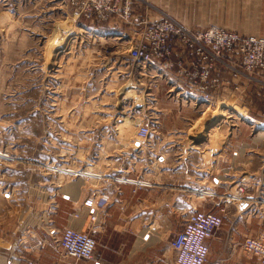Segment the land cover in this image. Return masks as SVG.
Segmentation results:
<instances>
[{"label":"rangeland","instance_id":"rangeland-1","mask_svg":"<svg viewBox=\"0 0 264 264\" xmlns=\"http://www.w3.org/2000/svg\"><path fill=\"white\" fill-rule=\"evenodd\" d=\"M129 2L128 18L98 22L76 16L70 0H0V152L11 158H0V196L18 226L57 244L66 228L86 233L60 230L63 218L52 217L60 185L149 181L123 186L136 192L135 236L158 238L146 244L151 259L174 264L171 241L194 208L219 212L231 250L247 256L232 244L264 231V90L255 114L242 88L199 112L166 102L159 84L132 75L129 49L136 23L175 17L158 0ZM142 125L147 140L137 136Z\"/></svg>","mask_w":264,"mask_h":264},{"label":"built area","instance_id":"built-area-1","mask_svg":"<svg viewBox=\"0 0 264 264\" xmlns=\"http://www.w3.org/2000/svg\"><path fill=\"white\" fill-rule=\"evenodd\" d=\"M70 3L76 16L98 22L116 14L128 18L130 11L129 0H70ZM135 25L137 38L129 49L132 74L154 83L164 81L168 100L199 112L206 106L211 108L229 91L252 84L264 85V37L241 36L217 27L192 31L167 15ZM140 133L147 140L151 130L143 126ZM242 193L243 188H239L233 199H240ZM108 201L105 196L100 205ZM223 224L224 217L214 210L190 211L171 242L175 264H209L208 241ZM59 246L66 257L77 261L95 256L96 241L90 234L67 229ZM241 246L246 254L264 264V240L247 238ZM211 264L224 263L217 258Z\"/></svg>","mask_w":264,"mask_h":264},{"label":"crops","instance_id":"crops-1","mask_svg":"<svg viewBox=\"0 0 264 264\" xmlns=\"http://www.w3.org/2000/svg\"><path fill=\"white\" fill-rule=\"evenodd\" d=\"M158 7L163 8L166 13L173 15L175 20L195 31L219 27L241 36L264 37V0H158ZM117 20L113 19L110 24H117ZM133 34L130 42H134L137 38V28ZM262 79L264 81V76ZM156 84L161 86L166 102L179 105L177 101L167 99V86L164 81L159 80ZM243 89L248 90L245 96L247 104L252 111L255 110L256 104L258 106L254 98L255 94L264 90V85L252 84L242 88V94ZM180 106L185 107L183 104ZM246 108L249 112V107ZM255 113L253 111V114ZM117 182L119 184H116ZM123 184L131 183L116 181L108 184L109 188L106 189L104 185H92L86 181L76 182L75 180L59 187L61 190L55 197L56 205L50 210L52 217L63 218L62 225L59 226L60 230L66 226H72L93 236L97 242L96 253L94 259L88 262H76L74 259L63 258L59 253L58 245L53 241L57 235L51 241L49 236H52L38 230L37 227L30 230L18 226L15 223L17 215L10 211L7 201H3L0 196V264H161L160 257L151 259L150 246L146 245L158 239L154 232L150 243L144 241L147 229L140 231L137 237L135 236V221L134 215L129 210V199L133 200L136 192ZM105 196L109 197V201L99 208L98 203ZM71 203L75 207L68 210ZM95 215L97 219L92 220ZM76 216L79 220L72 221ZM228 232H230L229 229L222 227L211 239L210 246L213 251L211 261L220 256L225 260L224 264H260L252 255L242 257L239 254L241 252L234 253L230 247L231 241L227 240ZM261 232L263 233L257 236H264V231ZM243 236V239L257 237L256 235ZM235 244L237 243H233L232 246ZM225 250L228 251L225 252ZM172 262L175 264L176 254L173 255Z\"/></svg>","mask_w":264,"mask_h":264},{"label":"bare ground","instance_id":"bare-ground-1","mask_svg":"<svg viewBox=\"0 0 264 264\" xmlns=\"http://www.w3.org/2000/svg\"><path fill=\"white\" fill-rule=\"evenodd\" d=\"M143 20H147V21H156V20H152V19H149V18H146V19H143ZM175 20V19H174ZM177 23H179L180 25H182V27L184 26V27H186L187 29H189V30H192V29H190L189 27H187V26H185L184 24H182V23H180V22H178L177 20H175ZM217 28H219V27H217ZM192 31H195V30H192ZM230 32H232V31H230ZM69 33V32H68ZM236 33V32H235ZM70 34V33H69ZM238 34V33H237ZM240 35V34H239ZM256 37V36H255ZM118 39V38H117ZM116 39V40H117ZM57 40V39H56ZM118 40H120V38L118 39ZM63 42V41H62ZM58 43H59V41H58ZM56 44V43H55ZM60 44V43H59ZM133 75V74H132ZM138 76V75H137ZM143 79H145V80H148L151 84H156V83H154L152 80H149V79H146V78H144L143 77ZM165 85H166V83H165ZM133 91V90H132ZM233 92H235V91H233ZM132 97V96H131ZM133 98V97H132ZM224 115V113H221V115L220 116H223ZM243 116H247V115H244L243 114ZM216 117V116H215ZM215 117H213L212 118V120L214 121L215 120ZM218 118V117H217ZM217 118H216V120H217ZM247 118V120H250L248 117H245V119ZM251 118V117H250ZM143 126H148V125H142L140 128H139V130H138V138L140 139V140H144L143 139V137L141 136V133H140V131H141V128L143 127ZM125 127V126H124ZM123 127V128H124ZM149 128H150V126H148ZM127 128V127H126ZM150 130H151V128H150ZM263 131H260V136H264V129H262ZM213 142V141H212ZM0 158H2V159H11L10 158V156L9 155H7V154H4L3 152H0ZM58 170H60V169H58ZM70 172H72V171H70V170H68V169H64L63 171H62V173H70ZM94 176V177H99V175H95L94 173H84V172H82L81 173V176H83V177H85V176ZM126 183H131V182H136V181H131V180H124ZM136 184H138L139 186H152V184H151V182H149V181H139V183H137L136 182ZM151 184V185H150ZM155 184V183H154ZM215 192H211V193H207L205 196H212V195H214L215 196ZM204 196V197H205ZM101 201V200H100ZM246 202H244V204H245ZM262 204H264V201L263 202H261ZM106 205V204H105ZM104 206V205H103ZM98 207L99 208H101L102 206L100 205V202L98 203ZM189 214V213H188ZM97 219V216L95 215V216H93L92 217V220H96ZM186 219V218H185ZM183 225V224H182ZM181 225V226H182ZM67 229H70V228H66L65 230H67ZM181 229H182V227H181ZM65 230L61 233V235H60V237H59V239L57 240V245H58V247L60 248V246H59V242H60V240H61V238H62V236H63V233L65 232ZM70 230H73V229H70ZM73 231H76V230H73ZM181 231V230H180ZM179 231V232H180ZM76 232H78V231H76ZM178 232V233H179ZM177 233V234H178ZM86 234V233H85ZM176 234V235H177ZM215 237V236H214ZM213 237V238H214ZM175 238V237H174ZM173 238V239H174ZM250 238H253V237H250ZM254 238H257V239H260V240H264V236H257V237H254ZM95 240V239H94ZM96 241V240H95ZM210 241H211V239L208 241V244H209V246H210ZM172 242V241H171ZM96 247H97V242H96ZM234 248H240L241 250L243 249L242 248V246H241V243H238V244H235L234 246H233ZM172 248V247H171ZM61 249V248H60ZM173 249V248H172ZM210 249H211V246H210ZM62 250V249H61ZM243 251V253H245L246 254V252L244 251V250H242ZM95 253H96V251H95ZM211 254H212V249H211ZM94 257L95 256H93V258L92 259H84V260H80L81 262H88V261H91V260H93L94 259ZM70 258H72V257H70ZM210 258H211V255H210ZM73 259V258H72ZM219 259H221L222 261H223V263H224V259L223 258H220L219 257ZM75 260V259H74ZM75 261H77V260H75Z\"/></svg>","mask_w":264,"mask_h":264},{"label":"water","instance_id":"water-1","mask_svg":"<svg viewBox=\"0 0 264 264\" xmlns=\"http://www.w3.org/2000/svg\"><path fill=\"white\" fill-rule=\"evenodd\" d=\"M214 119V118H213Z\"/></svg>","mask_w":264,"mask_h":264}]
</instances>
